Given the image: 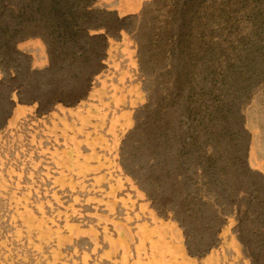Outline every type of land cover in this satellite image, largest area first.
<instances>
[{
    "label": "rangeland",
    "instance_id": "374dc122",
    "mask_svg": "<svg viewBox=\"0 0 264 264\" xmlns=\"http://www.w3.org/2000/svg\"><path fill=\"white\" fill-rule=\"evenodd\" d=\"M257 11L0 0V264H264Z\"/></svg>",
    "mask_w": 264,
    "mask_h": 264
},
{
    "label": "trees",
    "instance_id": "16d2710c",
    "mask_svg": "<svg viewBox=\"0 0 264 264\" xmlns=\"http://www.w3.org/2000/svg\"><path fill=\"white\" fill-rule=\"evenodd\" d=\"M238 1H251V3H253L254 5H256L257 7H260V12L257 11V15L260 17V25L263 23L264 24V0H238ZM225 16L224 18L228 19V15H226L225 13H223Z\"/></svg>",
    "mask_w": 264,
    "mask_h": 264
}]
</instances>
